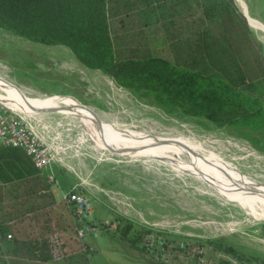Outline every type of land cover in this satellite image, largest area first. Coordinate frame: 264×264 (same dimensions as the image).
Segmentation results:
<instances>
[{"label": "rangeland", "instance_id": "rangeland-1", "mask_svg": "<svg viewBox=\"0 0 264 264\" xmlns=\"http://www.w3.org/2000/svg\"><path fill=\"white\" fill-rule=\"evenodd\" d=\"M167 1L175 9L172 20L171 15L165 16L160 31L154 26L148 29L153 53L174 61L170 37L182 39L207 28L210 62L219 75L229 81L255 80L260 67L250 44L253 33L239 14L216 17L212 22L205 12L209 0H189V11L186 0ZM124 9L122 4V13L113 18L115 32L123 44L144 48V29L137 11L125 13ZM256 34L264 64V33ZM0 79L27 100L70 97L84 104L86 107H81L109 132L127 141L133 136L145 145L152 140H186L200 154L215 156L241 174L249 185L264 189V122L258 128L218 126L179 108L167 111L156 105L149 91L127 89L110 74L87 67L69 47L34 41L3 26ZM54 108L61 110L23 112L30 116L54 157V178L48 177L49 182L56 184L59 197L78 186L94 203L95 230L84 240L76 231L74 209L64 199L40 213L50 220L45 228L48 238L60 234L65 251L96 244L109 251L110 264H264V203H245L236 190L220 189L197 174L187 153L164 148L124 151L112 143V137L101 131L99 136L88 122L74 117L71 108ZM13 197L7 195L6 201ZM118 219L122 224L124 220L132 222V232L143 238L138 246L120 237Z\"/></svg>", "mask_w": 264, "mask_h": 264}, {"label": "trees", "instance_id": "trees-1", "mask_svg": "<svg viewBox=\"0 0 264 264\" xmlns=\"http://www.w3.org/2000/svg\"><path fill=\"white\" fill-rule=\"evenodd\" d=\"M122 4L125 13H138L139 0H0V26L34 41L69 47L87 67L110 74L127 89L149 91L156 105L167 111L179 108L189 115L204 116L218 126L262 125L264 64L260 54L256 60L261 76L255 74L254 81H246V77L229 81L210 62L207 28L182 39L172 38L174 61L140 45H125L113 25V18L122 13ZM205 8L212 22L236 12L234 0H209ZM0 170L4 182L20 183V201L15 206L18 217L30 213V218L36 219L39 212L56 203L48 172L38 169L24 150L0 148ZM9 191L0 185V203L7 195L15 196L14 191ZM122 223L118 219L116 230L120 237L138 246L143 238L132 232V222ZM0 231L4 238L11 233L6 220L0 222ZM47 246L44 241L41 248ZM227 250L235 253L231 248Z\"/></svg>", "mask_w": 264, "mask_h": 264}, {"label": "crops", "instance_id": "crops-1", "mask_svg": "<svg viewBox=\"0 0 264 264\" xmlns=\"http://www.w3.org/2000/svg\"><path fill=\"white\" fill-rule=\"evenodd\" d=\"M166 1L167 0H162L161 2L160 0H139V23L141 28L144 29V34L141 31L142 36L144 35V48L153 49L151 37L148 36V29L154 26L155 30L160 31L161 28L159 30V26H161L162 23L161 19L171 15L169 20H172V16H174L173 11H175V9H172V3L168 1V3H166ZM234 2L236 7L234 15L239 14L241 18L245 20L248 32L253 33V35L251 33V37L254 40H252L250 44L256 52L255 59H257L260 52L256 33H264V8L262 9V6L264 7V0H234ZM191 4V7H193V2ZM185 6V9L188 10L189 0H186ZM159 9H161V11ZM191 9L193 10V8ZM249 30H251V32ZM172 31L173 30L169 33L171 34ZM248 32L246 34L247 37ZM170 39L173 40L172 37H170ZM261 72L262 71H260V74L258 73L260 76L262 75ZM1 173L2 171L0 170V174ZM0 185L4 186L6 190L10 189V191L15 192V196L12 200H5L4 203H0V222L6 220L13 234L11 239L4 238L0 245V264H110L108 257L109 251L100 250L96 247V244L94 246L93 242L90 240L86 241L91 243L93 245L92 247L86 248L82 245V248L67 249L65 251V257L62 260H53L49 251V246L41 248L44 241L48 242L49 235L46 233L47 229L45 228H47L50 220L39 216L40 213L43 214L45 210L39 212L36 219H31L29 216L30 213L18 217L16 212L18 210L15 206L16 202L20 201V198H17V193L22 191L18 188L20 185L19 181L4 182L0 176ZM54 185L56 184L52 183L51 190L56 199V204H59L65 194L59 197L56 194Z\"/></svg>", "mask_w": 264, "mask_h": 264}, {"label": "bare ground", "instance_id": "bare-ground-1", "mask_svg": "<svg viewBox=\"0 0 264 264\" xmlns=\"http://www.w3.org/2000/svg\"><path fill=\"white\" fill-rule=\"evenodd\" d=\"M0 81H2L0 82V90L7 93V95H3L0 92V100L14 110L36 113L38 110H49L57 106H63L66 109L71 108L70 111H72V115H74V117L80 118L85 123L88 122V124L91 125L90 128H93L95 131H97L99 136H101V132H103V135L106 134L107 136L112 137V143L119 145L124 151H138L143 153L164 148L171 152L181 151L187 153L191 157V166L194 165L192 168L197 172V174H202L207 177V180H210V182L218 184L220 189L236 190L237 196L241 198V200L243 199L245 203L249 200L264 203V189L259 188L257 185H249L241 174L233 171L232 168L221 163L216 159L215 156H204L200 154L198 150H196L197 148L192 146L186 140L175 138L169 142L164 141L165 143H162L163 141L161 142L152 140L153 142H149L147 145H145V143H140L141 141L138 139H134L135 137L133 136L130 141H127L126 138H120L119 136H116L115 133L109 132L104 125H100V122L98 123L97 120L94 119V116L90 115L84 108H82L83 106L81 107V105L76 100L70 97H52L41 100H27L21 95L20 92L10 86V84L5 81L3 82L2 79H0ZM7 86H10L11 90L8 89ZM136 140H138V142H136ZM177 140L184 142L188 147L179 144ZM142 141L148 142L150 140L144 139ZM119 146L118 148H120ZM194 151L197 152V154Z\"/></svg>", "mask_w": 264, "mask_h": 264}, {"label": "built area", "instance_id": "built-area-1", "mask_svg": "<svg viewBox=\"0 0 264 264\" xmlns=\"http://www.w3.org/2000/svg\"><path fill=\"white\" fill-rule=\"evenodd\" d=\"M0 100V147H15L25 151L34 165L53 180L54 157L45 139L32 125L27 114H22ZM64 202L74 209L76 231L79 239H85L89 232H94L92 226L94 203L92 198L78 186L71 188L63 197ZM13 235L9 233L7 239ZM4 237L0 231V245ZM49 251L52 259L62 260L65 257V241L58 233L48 238Z\"/></svg>", "mask_w": 264, "mask_h": 264}, {"label": "water", "instance_id": "water-1", "mask_svg": "<svg viewBox=\"0 0 264 264\" xmlns=\"http://www.w3.org/2000/svg\"><path fill=\"white\" fill-rule=\"evenodd\" d=\"M17 87V86H16ZM18 88V87H17ZM19 90H20V88H18ZM21 91V90H20ZM22 92V91H21ZM23 93V92H22ZM80 105L81 106H83V107H86L84 104H81L80 103ZM61 110V108H53V109H49V110H38V112H50V111H60ZM165 142H167V141H165ZM164 141L162 142V143H165ZM176 142V141H175ZM177 142L179 143V144H182V145H184V146H186V147H188L184 142H181V141H179V140H177ZM112 152H114V153H120V150H117V148H115V147H112V146H109L108 147Z\"/></svg>", "mask_w": 264, "mask_h": 264}]
</instances>
